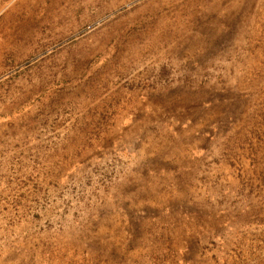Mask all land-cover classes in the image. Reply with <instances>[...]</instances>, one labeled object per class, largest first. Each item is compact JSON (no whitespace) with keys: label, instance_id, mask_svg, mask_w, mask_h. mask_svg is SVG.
<instances>
[{"label":"rangeland","instance_id":"1","mask_svg":"<svg viewBox=\"0 0 264 264\" xmlns=\"http://www.w3.org/2000/svg\"><path fill=\"white\" fill-rule=\"evenodd\" d=\"M55 1L0 0V264H264V0Z\"/></svg>","mask_w":264,"mask_h":264},{"label":"crops","instance_id":"2","mask_svg":"<svg viewBox=\"0 0 264 264\" xmlns=\"http://www.w3.org/2000/svg\"><path fill=\"white\" fill-rule=\"evenodd\" d=\"M243 81V82H242ZM246 78L245 77H241L238 79V87L239 89L243 86H246ZM260 83V79L258 81V78L257 79H253V81H251L248 85L252 88V89H257V85ZM263 95H264V91H263ZM193 113V116H196V115H199L198 112H203L200 108L198 109H194L192 110ZM203 113H207L206 115H210V118H207L206 119V124H209L210 122L214 121V117L215 115L217 114V110H212L210 109L209 111L206 110L204 111ZM172 115L169 113V116ZM247 116L241 118V119H237V124H239L240 126H254L256 125L258 122L262 124V119L261 118H258L259 117V114H252V113H249V114H246ZM188 116H189V111H180L179 113L177 114H174V117H175V121H178V119L181 121V122H188ZM259 119V120H258ZM189 121L193 122L194 123V120L190 119ZM203 125H204V122H203ZM197 129H194V130H189L187 129V131H185V134L181 135L180 137V141L181 142H186V141H192L195 139V137L193 135H191V132L193 131H196Z\"/></svg>","mask_w":264,"mask_h":264},{"label":"bare ground","instance_id":"3","mask_svg":"<svg viewBox=\"0 0 264 264\" xmlns=\"http://www.w3.org/2000/svg\"><path fill=\"white\" fill-rule=\"evenodd\" d=\"M6 0H1V2H5ZM13 1V0H12ZM100 1H103V0H100ZM23 2V1H22ZM93 1H88L87 4L82 7L81 9H78L80 12H85L86 10L84 8H86L89 3H92ZM55 3H57V5L60 3V0H56ZM231 7V6H230ZM236 7H238L237 4L234 5L233 8H228V9H224L222 6H220L217 10L220 12V13H230L232 12V9L235 11ZM111 8V7H110ZM216 7H213L211 10L215 9ZM238 9V8H237ZM84 10V11H82ZM13 12V11H12ZM2 22V21H1ZM157 29L163 31V32H167L171 29V25L167 22V21H161L157 27ZM184 28H186V30H190L192 27L191 26H185ZM32 36H30V34H24L23 36V41L26 42L29 38L31 39ZM164 37V38H163ZM153 36V38L150 40L151 42V45L154 46V47H157L160 42H162L164 39L169 41L171 37L169 36ZM7 40L8 41H4V42H1L0 43V57L3 56L4 53L8 52L12 46L10 45V38L7 37ZM22 42V41H21ZM23 45V44H22ZM20 46V45H19ZM13 49V48H12ZM17 49V48H16ZM15 50V49H14ZM136 57H139V54L136 55Z\"/></svg>","mask_w":264,"mask_h":264}]
</instances>
